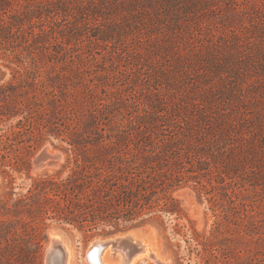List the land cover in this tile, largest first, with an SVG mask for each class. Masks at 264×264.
Returning <instances> with one entry per match:
<instances>
[{
	"label": "rangeland",
	"instance_id": "obj_1",
	"mask_svg": "<svg viewBox=\"0 0 264 264\" xmlns=\"http://www.w3.org/2000/svg\"><path fill=\"white\" fill-rule=\"evenodd\" d=\"M3 1L6 12L39 14L14 37L0 36V83L11 77L4 64L35 61L56 93L43 112L29 114L45 132L30 170L13 172L10 183L0 169V264H46L53 238L68 245L70 264H90L95 239L123 233L147 243L165 264H264V0ZM22 116L0 121V134ZM172 130L185 133L175 134L173 148L207 149L210 158L203 170L185 162L190 179L169 200L176 211L96 235L7 211L34 178L68 157L93 156L73 150L75 134L149 142ZM46 145L63 159L37 169L34 157ZM34 227H41L36 252Z\"/></svg>",
	"mask_w": 264,
	"mask_h": 264
},
{
	"label": "trees",
	"instance_id": "obj_2",
	"mask_svg": "<svg viewBox=\"0 0 264 264\" xmlns=\"http://www.w3.org/2000/svg\"><path fill=\"white\" fill-rule=\"evenodd\" d=\"M5 5V1H0V20L3 22L0 36L3 40L14 37L21 24L27 19L32 20V15L39 14H29L16 8L6 12ZM34 39V45L38 44L39 38ZM36 49L41 51L40 47ZM4 65L11 70V77L0 83V121L23 115L6 130L2 129L0 134V169L11 183L13 172L25 168L30 170L29 157L45 138L44 130L36 121H30L29 114L32 110H45L47 97L56 93V86L41 78L38 62L29 63L21 59ZM29 94H32L31 100L27 98ZM47 120L51 123L52 118ZM198 121L206 120L199 118ZM60 131L65 130L60 128ZM177 132H155L157 135L150 137L149 142L111 135L108 138L83 139L74 133L68 142L73 150L91 151L93 156L68 157L53 173L34 178L27 193L19 195L13 208L8 207L7 211L26 215L31 220L54 219L92 235L110 234L137 226L140 223L133 221L143 215L150 218L158 211H176L175 207L169 206V200L173 201L172 192L190 179L185 178L189 169L185 162L196 170L206 169L207 162H210L207 149L173 148L175 136L185 135L182 131ZM196 132L201 133L199 130ZM19 150L23 152L19 153ZM159 151L164 154L161 158L158 157ZM64 171H68L65 176ZM12 189L10 195L14 192ZM40 228L34 227V238L30 240L35 252L40 248Z\"/></svg>",
	"mask_w": 264,
	"mask_h": 264
},
{
	"label": "water",
	"instance_id": "obj_3",
	"mask_svg": "<svg viewBox=\"0 0 264 264\" xmlns=\"http://www.w3.org/2000/svg\"><path fill=\"white\" fill-rule=\"evenodd\" d=\"M62 159V152L52 150L46 145L34 157V165L35 168L57 166ZM108 247L111 248L113 256L117 257V260L120 259L118 264H131L137 254L144 253L146 250V244L129 233L97 238L92 242L91 248L86 253L88 262L90 264H105L103 262V252ZM119 252H121L122 258L117 256ZM151 255L153 256L155 253L151 252ZM45 261L46 264H68L67 252L63 242L55 238L51 239Z\"/></svg>",
	"mask_w": 264,
	"mask_h": 264
},
{
	"label": "bare ground",
	"instance_id": "obj_4",
	"mask_svg": "<svg viewBox=\"0 0 264 264\" xmlns=\"http://www.w3.org/2000/svg\"><path fill=\"white\" fill-rule=\"evenodd\" d=\"M53 167H55V166H46V167H42V168H53ZM42 168H37V169H42ZM129 234H131V233H129ZM55 239H57L60 242H63L59 238H55ZM63 245H64L65 250L67 252L68 264H70L71 251H70L68 245H65L64 243H63ZM91 246H92V243H91L90 247L88 248V250L91 248ZM111 251H112L111 248L108 247L107 249H105V252H103V262L105 264H114L115 259H117V257L116 258L113 257V253ZM151 252H152V250H151L150 246H148V244L146 243V250H145V252L144 253L137 254L131 264H135V263H137L139 261L140 262H145L146 260H150V261L156 262L157 264L164 263V262L160 261L158 258H156L157 256H155V255L152 256L151 255ZM119 258H122L121 252H120V257ZM118 263H119V261L116 262V264H118Z\"/></svg>",
	"mask_w": 264,
	"mask_h": 264
}]
</instances>
